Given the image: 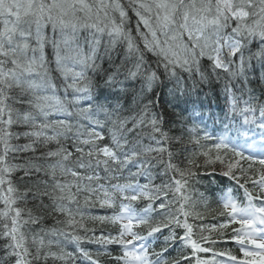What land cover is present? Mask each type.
<instances>
[{
    "label": "snow or ice",
    "instance_id": "6c2138e0",
    "mask_svg": "<svg viewBox=\"0 0 264 264\" xmlns=\"http://www.w3.org/2000/svg\"><path fill=\"white\" fill-rule=\"evenodd\" d=\"M130 11L136 17L135 35ZM49 42L64 92L71 90V99L57 94L44 52ZM118 45L125 53L117 64L113 54ZM149 53L155 57L152 62L146 58ZM104 58L112 65L105 81L108 87L120 84V91L126 93L125 82L129 87L140 85L135 93L137 110L130 115L120 114L119 103L110 108L93 102L88 73L104 71L98 63ZM254 60L264 72V0H127L126 4L123 0H0V240L4 241L0 264H48L49 260L76 264L77 255L64 248L60 237L77 245L85 240L119 245L121 254L112 257L116 264H193V260L224 264L216 259L224 256L233 264H264V93L258 97L248 87ZM162 77L175 82L174 94L180 96L197 93L201 84L213 79L222 81L226 118L232 123L240 118L238 136L248 137L258 129L262 141L258 148L255 140L245 141L253 149L245 155L227 136L207 146L202 141L212 137L207 132L201 136L196 126L188 129L186 142L170 136L163 115L153 110L158 101L147 96L163 84ZM84 101L87 107H74ZM54 114L65 119H50ZM101 114L104 120L98 118ZM73 117L75 124L68 119ZM106 124L109 136L101 143L105 136L97 129ZM13 126L28 130L13 132ZM21 137L29 142L12 143ZM70 138V145L62 143ZM182 142L183 151L174 152L172 145ZM53 143L55 149L35 155L38 146ZM9 153L32 155L22 163H10ZM181 155L183 159L174 162ZM241 161H247V168ZM216 162L225 165L222 175L244 190L246 202L238 201L228 189L220 197L219 211L210 210L227 221L211 229L194 226L189 217L205 219L196 208L203 200L207 209V202L203 193L194 199L197 190L192 181L197 169ZM18 171L36 179L21 190L12 179ZM122 177L125 182H118ZM140 177L147 183L141 184ZM157 177L160 184L154 183ZM30 196L37 214L27 207ZM141 199L147 203L138 211L133 202ZM118 200V213L87 217L93 223L117 226L116 234L94 235L96 229L86 225L83 208L97 204L114 208ZM157 210L164 219L153 223L152 213ZM52 212L65 217L56 220L63 227L25 231V226L40 224ZM172 225L182 228L183 235L178 236ZM233 225L232 234L225 237L223 230ZM194 227L201 230L199 239L194 238ZM162 228L170 229L166 246L149 251L144 242ZM81 230L85 235L78 234ZM205 231L209 235H203ZM212 232H218L219 240L234 241L243 257L216 251L218 239L211 237ZM177 241L190 248V255L180 254L170 262L164 254ZM207 253H212L211 259L200 255ZM79 255L90 264H101L99 254L80 248Z\"/></svg>",
    "mask_w": 264,
    "mask_h": 264
},
{
    "label": "bare ground",
    "instance_id": "6f19581e",
    "mask_svg": "<svg viewBox=\"0 0 264 264\" xmlns=\"http://www.w3.org/2000/svg\"><path fill=\"white\" fill-rule=\"evenodd\" d=\"M124 3L126 4L127 3V0H124ZM134 23H136V18L134 19ZM47 35L49 37H51L50 30L47 32ZM106 39L107 38L105 37V40ZM49 46L50 45L46 44L45 45V48L46 47H49ZM53 58H55V54H54ZM114 59H115V57L113 56V60ZM48 60H50V62H51V66L50 67L48 66L49 69H50V71H51V75H52L53 79L55 80V82L58 85V92H57V94L60 95L61 97L67 96L68 99H71V97H69L68 94H66L64 92V86L59 83L56 75H54L55 72L57 71L56 70V64H55V59H52V58L50 59L49 58ZM114 62L118 64L121 61L114 60ZM203 64H204V67H207L208 66V62L207 61H204ZM103 68L105 70H107L108 72H110L112 70V65L109 63V60L108 59H106V64H104V67ZM88 75L92 78L93 83H97L95 75H92V74H88ZM125 83L127 84V82H125ZM100 84L102 85V88L107 92V94H111V92H112V89L111 88L112 87H108L105 82L104 83H101L100 82ZM135 84L136 85H139L138 82H136ZM126 86H128V85H126ZM138 90H139V88H137V91ZM119 93H122L123 94V92H119ZM149 98L153 99L151 96H149ZM163 99H165V100H162V102L160 100H158V99H153V100H157L158 101L155 104L153 110L156 111L157 113L163 115L164 123H166L167 120H171V122H174L175 119L180 120L182 122V116H181V114L179 112L175 111L176 108L182 106V103L177 102L176 100H174L172 98H169L167 96L163 97ZM176 99H179V98L177 97ZM211 101H212L211 98H208L207 99V102H211ZM109 103L114 104L111 100H109L107 102V104H109ZM213 104H215V103H213ZM19 106L20 105H17V107H19ZM225 106H226V108H221L219 110H214L212 107L204 108V107H202V105L198 104L196 106V108H195V115L196 116H204V115L205 116H209L210 117L209 119L211 120V123L213 125L212 127L217 128L219 130H223V129L229 130L233 135L238 136L237 131H236V129H237L236 126L240 122L239 121H236V123H232L230 117L229 118H226V115L225 114H226L227 110H225L222 113H220V111L222 109H228V105H225ZM166 108H170L173 112L168 115L167 114V111H171V110L170 109H166ZM50 119H62V114H54L53 116L50 117ZM99 119L104 120L102 118H99ZM72 123L75 124L76 122H72ZM81 123H85L86 124L87 122L81 121ZM164 123H163L164 130L167 131L170 136H173V137H184L183 130H182L181 127L174 126V128L172 129V124H168L167 125V128L169 130L168 131L166 129ZM226 124L228 125V127H225ZM109 128H110V125L106 124L104 128H102V129H99L98 128L97 129L98 131H101L103 133V135L105 136V141H102L101 143H106L107 142V138L109 136ZM11 130L13 132L19 133V132H22V131H27L28 129L21 128V127H17V126H13V128ZM69 135L71 137V134H69ZM28 142L29 141L26 138H23V137H21V139H19V140H13L12 141L13 144H25V143H28ZM71 142H72L71 141V138L69 140H67V141H62V143L66 144V145H70ZM188 146H191V145H188ZM55 147H56V145L54 143L53 144H49L47 146V148H45L43 146H38V150H37V153L35 155L38 156L40 154V152L46 151L47 149H55ZM0 150H2V146H0ZM30 155H32V153H9V158H14V157L15 158H18V160H9V162L10 163H22L23 162V158L25 156H30ZM226 159H228V158H226ZM22 173H23L22 171H18V172L14 173V174L17 177L20 178V176H21ZM104 175H105L104 173L101 174V176H104ZM33 177H35V176H33ZM209 180H210L209 177H203L200 180V182H201L200 184H204V183L208 182ZM102 182L105 183V184H107L106 181H102ZM18 184L19 183H16V187H18ZM2 208H3V204H2V202H0V209H2ZM205 216H206V214H205ZM63 219H65V217H63ZM203 220L205 221L206 219H203ZM86 225L88 227H95L96 232L94 233V235H96V236H99V235H102V234H112V235H115L116 234V227L112 226L111 224H109L107 222L104 223L103 225L100 224L99 222L97 224H95V225H93V224L91 225L90 223H86ZM61 226L62 225L53 226L52 222H50L49 220H46L43 226H38V227H35L33 225L25 226V231H26V229L28 231H30V232H32V231H38L41 227H43L46 230H48V229H51V228H54V227H61ZM78 234L85 235V233H83L82 230L79 231ZM88 235H92V234H88ZM59 239L63 242V245L66 243L65 242L66 240H64L63 237H60ZM3 244H4V241L2 243V246H3ZM0 254L3 255L2 250H0Z\"/></svg>",
    "mask_w": 264,
    "mask_h": 264
},
{
    "label": "trees",
    "instance_id": "16d2710c",
    "mask_svg": "<svg viewBox=\"0 0 264 264\" xmlns=\"http://www.w3.org/2000/svg\"><path fill=\"white\" fill-rule=\"evenodd\" d=\"M114 57L117 58V55H114ZM146 58L149 60V62H152V61L155 60V57H153L150 53L147 54V57ZM121 60H123V59H119V61H121ZM104 64H106V63H103V66H104ZM95 77H96V81L97 82H99V83L102 82L101 81L100 74L99 75H95ZM162 79L164 80L163 84L157 85L154 88V90H153L152 93H148L147 94L148 97L151 96L153 99L160 100L159 99V96L162 94V92L163 91H166V89L167 90H170L169 88H166L165 89V87H164L163 88V91H162V87L166 83H168L167 79H165L163 77H162ZM214 81H216V80H214ZM252 84H253V86H255L254 87L255 89H257L259 87H263V84L260 83V80L258 78L253 79L252 80ZM167 85L170 86V84H167ZM139 87H140V85H136V84H135V87H129V86H127L126 87L127 88V93H123L122 94V100H123V102H125L122 105L124 106V109L125 110L130 111L131 113H133V111H135L137 109V107H136L137 101H136L135 93L137 92V88H139ZM160 101L162 102V100H160ZM166 109H170V108H166ZM175 111H176V109H175ZM172 112H173L172 110L171 111H167V114L169 115ZM168 124H172V129L174 128V126L181 127L182 130H183V133H185L184 128H183V123L180 120L175 119L174 122H171V120H167V122L164 123V125H165V127H166L167 130H168V128H167V125ZM183 138H185V140L183 139V142H186L187 141V138L185 136ZM183 142L181 144H173L174 146H176L175 152H182L183 151ZM177 147H178V150H177ZM188 147H191V146H188ZM185 155H186V153H185ZM180 157H181L180 160H182L183 159V155H181ZM9 160H18V158H15V159L14 158H9ZM203 160H204V158L200 157V161L199 162L201 164H203ZM201 168H199L197 170H200ZM208 168H223V166L222 165H218V164L215 163L214 165H208ZM21 177H23V179H21ZM12 179H13L14 185L16 186V183H19L18 184V188L21 187L20 189L23 190L26 186H30L32 180H34L36 178L35 177H31V178L24 177V173H22L21 176H20V178L17 177L15 174H13ZM44 203L45 204H48L49 201L45 198ZM35 205H36V201L32 200L31 199V196H30L29 197V200L27 202V207L32 208L33 209V213L34 214H37V209H36ZM19 206L23 207L24 206V203L23 202H20ZM63 217L64 216L59 215L58 213H54V212H52L51 214H45L44 219L41 221V223L38 224V225H33V226H35V227L43 226L46 220H49L50 222H52L53 226H57L58 224H56V220L57 219L64 220ZM78 219H79V217H78ZM85 222L86 223H90L91 225L92 224L95 225V223L91 222L90 220H85ZM61 227H63V225ZM26 232H28L29 234H31V232L28 231V230H26ZM2 243H3V240H0V248L2 247ZM0 256H2V255L0 254ZM48 264H62V262L61 261L49 260L48 261Z\"/></svg>",
    "mask_w": 264,
    "mask_h": 264
},
{
    "label": "rangeland",
    "instance_id": "374dc122",
    "mask_svg": "<svg viewBox=\"0 0 264 264\" xmlns=\"http://www.w3.org/2000/svg\"><path fill=\"white\" fill-rule=\"evenodd\" d=\"M123 2H124V0H123Z\"/></svg>",
    "mask_w": 264,
    "mask_h": 264
}]
</instances>
